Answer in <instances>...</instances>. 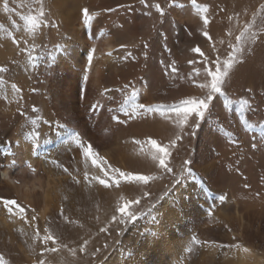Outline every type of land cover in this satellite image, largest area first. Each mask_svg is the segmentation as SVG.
Wrapping results in <instances>:
<instances>
[{
    "label": "rangeland",
    "instance_id": "1",
    "mask_svg": "<svg viewBox=\"0 0 264 264\" xmlns=\"http://www.w3.org/2000/svg\"><path fill=\"white\" fill-rule=\"evenodd\" d=\"M214 1L196 0V4L210 8ZM64 4L73 11V24L85 21L84 8L92 15L89 29H82L79 40L66 30L58 0H0V67L8 68L0 73L4 81L0 85V152H8L16 132L27 137L39 131V143H34V137L28 138L34 145L61 138L57 147L51 144L54 149L50 156L49 152L41 155L43 173L50 181L47 189L55 205L44 222L38 217L31 221L33 208L17 197L0 195V219H4L0 230L11 228L16 245L26 250L27 261L13 246L7 250L0 245V255L9 264H38L40 259L46 264H240L241 260L264 264V0L251 12L243 5L231 9L220 6L221 21L209 10L207 26L192 0H145L143 4L140 0H66ZM155 4L164 15L156 11ZM41 8L43 17L39 16ZM33 15L38 18L35 29L27 20ZM215 21L219 25L213 29ZM246 26L249 31L238 43L235 37ZM253 32L261 34L254 43L249 39ZM13 37L27 51L21 52L12 43ZM105 38L115 45L108 58H103ZM121 44L127 47L122 49ZM229 44L244 48L242 55H236L222 86L231 103L225 106V96H217L210 113L198 121V128L195 117H190L183 128L178 127L173 109L184 99L206 93L197 86L208 79L204 68L213 67L211 62L217 58L221 64L227 60L232 51ZM195 47L201 49L207 62L192 51ZM93 48L96 51L89 66L87 57ZM29 52L34 59L30 60ZM71 60L79 66L72 112L57 98L63 90L60 76L65 62ZM171 66L178 71L173 73ZM196 68L200 69L199 76ZM12 84L21 89L19 96ZM241 99L248 100L251 107H241ZM140 104L161 107L148 112L139 109ZM92 105L99 106L93 110ZM55 106L62 108L61 115H56ZM76 134L113 167L158 176L160 170L149 156L141 154V146L134 141L151 137L169 144L177 135L181 139L169 148L172 175L164 174L147 186L121 180L120 186L105 188L92 177L103 176L99 168L106 165L97 167L91 158L85 159L71 140ZM185 160L192 161L189 167L193 175L174 185L173 175L181 173ZM65 167L71 175L63 171ZM36 191L43 190L37 187ZM142 191L150 196L142 198L135 210L145 215L135 222L112 223L113 214L119 218L115 208L123 203L120 197L133 199L142 196ZM221 195L226 197L224 202L219 200ZM3 199H13L24 207L29 222L16 215L10 217ZM45 227L59 238L55 246L67 247L56 253L45 252L42 240L33 238L36 229L43 236ZM101 227L108 231L99 232ZM192 237L201 243H194ZM83 239L89 244L82 253L79 246ZM236 244L240 247L232 246ZM47 246L53 245L49 242ZM96 248L100 252L93 256ZM70 249H76V254Z\"/></svg>",
    "mask_w": 264,
    "mask_h": 264
},
{
    "label": "snow or ice",
    "instance_id": "2",
    "mask_svg": "<svg viewBox=\"0 0 264 264\" xmlns=\"http://www.w3.org/2000/svg\"><path fill=\"white\" fill-rule=\"evenodd\" d=\"M140 2L143 4L145 0H140ZM192 4L196 6L198 12L201 14V18L203 20V24L207 26L210 21L208 19V16L206 13L209 12V6L208 5H197L196 0H192ZM121 7H127L125 5H121ZM155 7L156 11L159 12L161 15H164V10L160 7L159 4L153 5ZM262 10H264V5L261 6ZM108 11H114L115 9H107ZM39 16L43 17L44 12L43 8L40 9L39 11ZM83 16L85 18V23H88L92 19V15L89 13L88 8L83 9ZM231 19V17H229ZM28 24L30 25L31 29H35L37 23H38V18L37 16H29L27 18ZM55 27V25H53ZM249 28L246 26L239 35L235 37V40L239 43L244 39L245 34L248 33ZM229 35H232L231 32L228 33ZM203 35L208 39L211 40L212 37L209 35L207 31L203 32ZM251 41L254 43L257 40L261 39V34L253 32L251 33V36L249 37ZM224 41L221 40L220 43H223ZM12 43L15 44L21 52L27 51L25 48L20 47V42L15 39V37L12 38ZM25 44L28 42L25 40ZM120 47L126 48L127 46L124 44H121ZM147 47V45H145ZM215 47V46H213ZM229 47L232 49V51L228 54L229 58L225 60L222 64L217 58L216 60H213L211 63L213 67H205L204 71L208 77L203 83H199L197 86L201 90H207L206 93L202 97L198 96H192L187 99H184L180 102V105L178 107H175L173 109V112L176 115V120L174 123L178 126L183 128V126L187 125L189 122L190 117H195L197 120V123L195 124V127H199L198 121L204 120L206 116L210 113V105L213 104V100L217 96H225V101L224 104L227 106L228 104L231 103L229 101L223 91V85L226 82V78L229 75V70L233 67L235 60H236V55L237 54H243L244 48L239 47L238 44H229ZM32 48L34 50L35 45H32ZM95 48L91 49V51L88 54L87 61L89 66L92 64L93 61V55L95 53ZM193 52L198 53L200 56H203L205 59V62L208 61V58L204 55V53L201 51L199 47H195L192 49ZM29 58L34 59V57L31 56V52L28 53ZM107 55L111 56L112 53L108 52ZM128 55H131L129 53ZM189 63H193V61H189ZM175 64V61H173V65ZM171 70L173 73H176L178 70L174 67L171 66ZM8 71L7 67H0V73H5ZM194 72L197 76L200 75V69L196 68L194 69ZM86 78V77H85ZM4 81L0 79V85H3ZM12 90L17 94V96L20 95L21 89H19L15 84H12ZM128 85H124V88H127ZM110 91L109 89H105V92ZM119 91V89L117 90ZM250 91V90H249ZM5 100H8L7 95L4 96ZM22 99V97H20ZM11 102V101H9ZM18 103V101H17ZM238 103L243 107L244 105H249V108L251 107L249 104V101L246 99H241L238 101ZM99 105H92V109L95 110ZM136 107H133V111H136ZM139 109L146 110L148 112H154L158 111L160 109V105L156 106H151V105H145V104H140L138 105ZM17 111L19 112L20 109L18 108ZM37 111L35 108H33V112ZM21 115H24L23 112H20ZM113 120H116L117 122L119 121V117L113 116ZM30 123L32 125L36 124V120H31ZM45 123H48L45 121ZM63 127V126H61ZM193 135L195 132L193 131ZM230 135V134H226ZM34 137V143H39L40 140V132L39 131H33L28 135L29 139H32ZM181 139V136L177 135L174 140H171L169 144H161L158 143L156 139H153L151 137L146 138L145 140H135L134 143L137 145H140V151L141 154L147 155L151 158V160L154 162L156 167L160 170V175L156 174H141V173H134L131 171H121L120 168L113 167L112 165L108 164L106 160H104L103 157L99 156L93 149V146L91 143H85L79 136V134H76L71 137V140L77 148L81 151L82 155L85 157L87 160L88 158H91V162L93 165H96L99 167L100 164L106 165V167H100L99 170L100 172L103 173V176L100 175H95L92 177V180L98 181L99 184L103 185L105 188L112 187L113 184L116 186H120L121 180L127 181L129 184H137V185H143L147 186L150 181H155L159 178H162L164 174H169L172 175L174 170L170 166V161L169 158L171 156V152L169 151L170 147H174L176 144V141ZM234 142V141H233ZM254 148L256 147L255 144L252 145ZM99 162V164H98ZM55 163V162H54ZM192 164L191 160H185L183 164L182 171L179 175H173V184L178 185L181 183V181L185 178L191 177L193 175L192 169L189 167V165ZM60 167V165H57ZM29 168H31V165H28ZM32 171L35 172V169L32 168ZM63 171L65 173H68L71 175L69 172L68 168H63ZM75 179V178H74ZM84 179L88 180V174H84ZM111 180V183L109 181ZM79 180H76V183H79ZM150 193L148 191H142V196H137L133 199H125L123 196L120 197V200L123 201V203L119 204L115 208V213H119V218L117 217L116 214H113L111 216V222L116 223L118 222L119 224H126L130 222H135L138 220V217L145 215V212H137L136 206L140 205L141 199L145 197H149ZM226 197L224 195H221L219 197V200L221 202H224ZM3 205L4 208L7 209L8 213L10 214V217L12 215L18 216L21 220H23L25 223H28V219L25 218V208L17 204V202L13 199H3ZM15 207L16 212H13V208ZM151 207H155V205H151ZM32 215L30 217L31 221H36L37 216L34 214L35 209H32ZM60 214L63 216V209H61ZM211 215V213H209ZM65 221L68 220L67 216H64ZM108 229L105 227H101L99 229V232H107ZM44 235L41 236L40 230L36 229L34 231V239L42 240L43 244L45 245L44 251L45 252H50V253H56L60 251L61 247H67L66 244H61L59 247L55 246L59 242V238L57 236H54L52 232L50 231L49 228L45 227L43 229ZM192 240L196 244H200L201 241L197 240L195 237H192ZM51 242L53 245L52 247H48V243ZM204 244H208L209 241H204ZM212 244H215V241L211 242ZM89 244L88 239H83L82 244L79 246V251L80 252H86L87 245ZM233 247H240V245H232ZM104 247H107L105 244ZM247 251V249H245ZM73 255L76 254V249H70ZM188 251L191 252V248H188ZM100 252L99 248H96L95 251L92 253L93 256L96 255V253ZM0 264H9L8 260L4 258L3 255H0ZM38 264H46V262L43 259H40Z\"/></svg>",
    "mask_w": 264,
    "mask_h": 264
},
{
    "label": "bare ground",
    "instance_id": "3",
    "mask_svg": "<svg viewBox=\"0 0 264 264\" xmlns=\"http://www.w3.org/2000/svg\"><path fill=\"white\" fill-rule=\"evenodd\" d=\"M64 1L66 0H58V6L60 7L61 12L65 14V16H63L64 25L68 28L66 30H71L73 35L77 36L76 39L79 40L78 35L82 34V29L84 28L85 30H88L92 22L89 21L88 23H85V21H83L80 24H73L75 21L73 11L71 8L70 10L65 8L67 5L64 4ZM258 1L260 0H215L210 5L209 10L212 12V16L215 19L221 21L223 19V15L220 10H218L220 6L231 9L243 5L248 10V12H251ZM218 25L219 22L215 21L211 25V28H217ZM193 30L195 32L198 31L195 30L194 27ZM71 39L74 40V38ZM114 48V41L105 38L103 46V58H108L109 55H107V53H113L115 50ZM60 77L63 90L60 89L62 93L61 96L57 95V98L60 102L65 103L68 111L72 112L75 110L73 109L75 107V102L72 101V94L74 95V91L76 90L74 87L75 84H78L79 66L76 65L72 60L71 62H65L64 72L61 73ZM46 106L47 108H50L49 104ZM53 109L56 111L57 116L61 115L62 108L55 106ZM48 112H51V110H48ZM60 140L61 138L54 142L34 145L32 144L33 142L31 143L33 140H28V135L26 137L25 135L16 132L13 134L10 140L11 145L8 152H0V169L2 170V179H0V195L4 197L13 196L15 199L17 197L20 202L35 209L37 217L41 222H44L47 212L55 206L52 205L53 198L50 197V193L47 189L50 181L47 180L45 173H43L44 167L41 162V155H44L42 157H45V154L49 152L48 154L50 156L52 154L51 150L54 149H51V144L57 147L61 143ZM105 156H107V153H105ZM13 164L16 165L13 166ZM28 165H31V168H29ZM32 168L35 169V172L32 171ZM38 174L43 175L44 178H40V176H37ZM15 180H18V182ZM37 187L42 188L43 191L37 192ZM2 214L3 213L0 212V216H2ZM3 220V218L0 219L2 224L4 222ZM4 228V232L0 230V245H2L7 250H11V246L17 250H20L19 245H16L15 243V233L11 231L9 226H5ZM164 246H166V244ZM22 249L23 250H20V252L23 256V260L25 259L24 261H27V254L25 253L26 250L24 248ZM240 264L246 263L244 260H241Z\"/></svg>",
    "mask_w": 264,
    "mask_h": 264
}]
</instances>
